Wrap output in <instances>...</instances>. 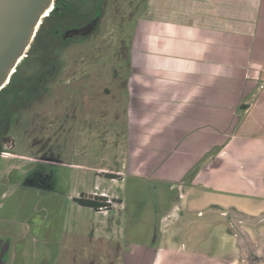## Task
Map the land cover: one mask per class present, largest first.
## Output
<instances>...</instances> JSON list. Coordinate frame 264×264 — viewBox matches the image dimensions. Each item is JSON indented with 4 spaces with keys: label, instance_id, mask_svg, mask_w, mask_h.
Returning <instances> with one entry per match:
<instances>
[{
    "label": "rangeland",
    "instance_id": "obj_1",
    "mask_svg": "<svg viewBox=\"0 0 264 264\" xmlns=\"http://www.w3.org/2000/svg\"><path fill=\"white\" fill-rule=\"evenodd\" d=\"M72 3L76 14L92 11L95 14L99 8L104 15L93 36L79 39L75 42L77 46L70 48L69 53L77 55L79 60L75 72L66 70V77L62 79L65 83L57 82L60 72L65 74L62 63L57 64L61 67L57 69L56 78L49 76V79L46 75L50 87L66 86L62 90V95H66L65 118L62 121L31 119L29 134L34 132L35 136L41 131L42 123L47 137L41 142L34 141V146L26 152L27 160L13 161V169L5 175L2 185L9 180L11 183L0 186V234L11 239V264H155L159 261L183 264L184 256L180 255H162L161 260L155 253L145 258L142 255L158 232L162 236V225L172 220L169 216H177L175 219L180 216L179 210H172L156 223L157 211H166L172 200H179V195L168 187L164 189L162 181L144 178L145 175L151 177L148 169L143 176L138 169V119L142 117L144 96L147 92V105L153 104L157 84L168 81L170 85V77L161 76L154 52L146 54L138 41L144 14L155 11L154 0H98L94 3L72 0ZM92 41L93 51L89 46L75 49ZM53 47L57 49L59 45ZM33 57L19 67L12 85L1 95L0 106L8 124L2 127V133H11L15 110L28 105L17 106L16 99H23L29 86L38 80L37 75L45 73L51 65L44 55ZM71 73L88 76V79L73 83L70 89L67 81L73 77ZM248 76L244 74L242 82L234 84L240 86L236 93L229 86L226 110H237L239 105L249 101ZM75 78L72 79L76 81ZM162 101L170 107L171 100L163 98ZM250 117L248 122H251ZM28 119L25 116L23 122ZM261 119L264 120V114ZM259 124H263L262 128L255 129L249 124L236 141L228 145L212 147L202 162L185 175L187 185L196 181L197 174L202 173V169H198L205 167L206 176L202 175L201 183L211 185L212 191H207L209 195H206L209 198H218L214 193L216 189L263 197L259 194L264 189L257 185L255 170H251L261 161V153L264 156V141L258 142L264 139V122L259 120ZM222 134L228 139L235 132ZM218 137L219 133L212 131V143L219 138L222 142L224 136ZM130 145L134 154L131 161ZM263 166L260 168L262 176ZM108 173L120 177L111 179ZM79 196L103 197L110 207L101 211L81 207L72 200ZM225 198L227 203L236 206L234 199L240 196L227 194ZM220 210L217 211L229 216L230 226L233 223L230 229L241 239L243 264H264V216L240 215L232 208ZM206 229L196 230L198 235H203ZM211 243L217 245L214 237Z\"/></svg>",
    "mask_w": 264,
    "mask_h": 264
},
{
    "label": "crops",
    "instance_id": "obj_2",
    "mask_svg": "<svg viewBox=\"0 0 264 264\" xmlns=\"http://www.w3.org/2000/svg\"><path fill=\"white\" fill-rule=\"evenodd\" d=\"M154 3L155 11L145 13V20L141 21L138 41L146 54L154 52L161 76L170 77V85L168 81L155 84L153 104L147 105V92L144 96L142 117L138 119V169L141 176L148 169L152 178H144L162 181L164 189L171 185L167 189L179 195V200L169 203L162 219L172 210H179L180 216H169L172 220L162 225L158 244L144 248L147 252L142 255L145 258L155 253L160 260L166 255H180L184 256L183 264H243L241 239L230 229L233 223L230 226L229 216L217 210L232 208L240 215L264 216V192L259 197L216 189L218 198L213 200L206 196L207 191H212L211 185L201 183L202 175L206 176L205 167L198 169L202 173L189 185L185 175L202 162L212 147L236 141L249 124L262 128L259 120L264 122V0ZM247 73L249 101L237 110H226L229 86L236 93L240 86L234 84L241 83ZM163 98L171 100L170 107L163 104ZM212 131L225 139L221 142L218 137L219 141L212 143ZM227 131L235 134L226 139L222 132ZM132 155L130 145L129 161ZM260 158L262 164L257 162L251 170H255L257 185L264 189L262 153ZM227 194L240 196L234 199L236 206L227 203ZM256 210L260 214L254 213ZM199 227L208 231L198 235ZM212 237L216 246L211 243ZM159 262L155 264H162Z\"/></svg>",
    "mask_w": 264,
    "mask_h": 264
},
{
    "label": "flooded vegetation",
    "instance_id": "obj_3",
    "mask_svg": "<svg viewBox=\"0 0 264 264\" xmlns=\"http://www.w3.org/2000/svg\"><path fill=\"white\" fill-rule=\"evenodd\" d=\"M87 1L94 3V1L98 0ZM74 8L75 7L72 3V0L52 1L51 7L46 11L40 20L25 54L22 56V58H20L15 69L11 73L8 83L0 89L1 98L2 93L12 85L14 77L18 74L19 67L24 62H26L27 59H30L31 57L34 58V55L35 59L44 55L51 63V65L48 66V70L46 69L45 73L43 72V74L37 75L38 80L29 86L30 89L27 95L23 99H16L17 106L24 103H27L28 105L23 109L20 108L15 110L16 113L13 114V128L11 133H2V127L8 124L4 121L3 115L5 112L0 106V186L3 184L6 177L5 175H7L8 171H12L13 161L21 159L27 160L25 159L26 152L28 153L30 148L34 146V141L41 142L45 139V137H47L45 133V126L42 123L41 131L36 134L37 136L32 135L34 132H30L31 135L29 134L28 130L31 127V119L34 118L38 121L43 117V121L45 119L62 121L65 118L63 112L66 110L67 106L65 98L66 95H62V90H64L66 86L63 88H61V85H58L57 88L50 87L48 82L50 79L49 76L56 78L58 72L57 69L60 68L61 65L63 70H65V74L64 71H61L57 82H60V80L62 82V79L66 77L67 69L69 72H75V68L79 59L76 57L77 55L69 53L72 50L70 48L77 46L75 45V42H77L79 39L87 40L93 36L100 27L102 23V17L104 15L103 12L99 10V8H96L95 14L94 11H92L91 14H83V12H78L76 14ZM95 20H97L96 28L91 34L83 35L82 33H77V31L84 29L88 25L94 23ZM93 41L91 44L85 45V47L75 49H88L87 47L89 46L90 50L93 51ZM55 45H59V48L54 49L53 46ZM58 63L62 64L59 66L57 65ZM46 75H48L49 78L47 80L45 79ZM71 76H73L72 78L76 77V81H74L72 78L67 81L70 82L68 83V87L70 89V85L73 83H76L77 81H86L88 79V76L85 77L78 74L72 75L71 73ZM41 82L43 83L42 85ZM62 83H65V81ZM82 89L84 88L82 87ZM25 116L29 118V121L24 123L23 120ZM24 126H26L25 129ZM24 131H26L25 135ZM30 161H32V158ZM11 181L12 180L7 181L2 186L6 187L8 183H11ZM81 198V196L73 197L72 200L75 204L84 207L80 203ZM11 247L12 242L10 237L0 234V264H11Z\"/></svg>",
    "mask_w": 264,
    "mask_h": 264
},
{
    "label": "water",
    "instance_id": "obj_4",
    "mask_svg": "<svg viewBox=\"0 0 264 264\" xmlns=\"http://www.w3.org/2000/svg\"><path fill=\"white\" fill-rule=\"evenodd\" d=\"M53 0H0V89L25 54L37 26ZM97 20L77 31L91 34ZM157 237L155 238V241Z\"/></svg>",
    "mask_w": 264,
    "mask_h": 264
},
{
    "label": "trees",
    "instance_id": "obj_5",
    "mask_svg": "<svg viewBox=\"0 0 264 264\" xmlns=\"http://www.w3.org/2000/svg\"><path fill=\"white\" fill-rule=\"evenodd\" d=\"M106 175H107V177H109L111 179H119V177H120V176H118L116 174H109L108 173ZM167 186L170 188L171 185H167ZM80 203H81L82 206L91 208V209H93L95 211H99V210L101 211V208H106V209L108 208L109 209V207H110V205L107 204V201H106L105 198L96 197V196L93 198V200H92V197H89V198H83L82 197L81 200H80ZM120 203H122V202H120ZM166 211H164L162 213L157 211L156 223L159 222V220L163 217V215H164V213ZM158 231H159V228H158ZM156 235H157L158 239L155 242H153L152 247H154V246H156L158 244V240H159V237H160L159 232Z\"/></svg>",
    "mask_w": 264,
    "mask_h": 264
},
{
    "label": "bare ground",
    "instance_id": "obj_6",
    "mask_svg": "<svg viewBox=\"0 0 264 264\" xmlns=\"http://www.w3.org/2000/svg\"><path fill=\"white\" fill-rule=\"evenodd\" d=\"M46 11H47V10H46ZM46 11H45V13H46ZM45 13H44V14H45ZM12 72H13V71H12Z\"/></svg>",
    "mask_w": 264,
    "mask_h": 264
}]
</instances>
